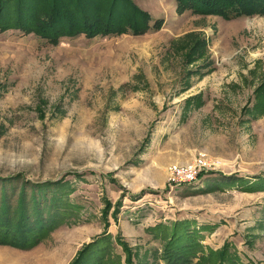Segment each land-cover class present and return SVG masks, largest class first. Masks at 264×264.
<instances>
[{
  "label": "rangeland",
  "instance_id": "1",
  "mask_svg": "<svg viewBox=\"0 0 264 264\" xmlns=\"http://www.w3.org/2000/svg\"><path fill=\"white\" fill-rule=\"evenodd\" d=\"M131 2L157 30L0 29V264H264V14Z\"/></svg>",
  "mask_w": 264,
  "mask_h": 264
},
{
  "label": "trees",
  "instance_id": "2",
  "mask_svg": "<svg viewBox=\"0 0 264 264\" xmlns=\"http://www.w3.org/2000/svg\"><path fill=\"white\" fill-rule=\"evenodd\" d=\"M43 1L46 0H0V29H23L26 33H34L50 43H58L60 38L66 36L135 35L143 31L157 30L160 26V20L152 22L150 16L138 9L131 0H50V7L42 8ZM176 3L178 12L218 15L227 20L264 14V0H176ZM125 9L130 10V15L123 20ZM257 180L260 183L257 181L249 185L251 182H246V190H264V186H260L264 185V178ZM20 219H23L22 215ZM189 227L186 222L171 226L167 238L170 249L167 250L171 254L172 248L178 251L183 249L185 258L190 261L194 253L191 254L193 243L188 241L192 242L194 236ZM219 253L221 259H224V253ZM182 256H175L180 263ZM181 264H186V261ZM222 264H226L225 261Z\"/></svg>",
  "mask_w": 264,
  "mask_h": 264
},
{
  "label": "built area",
  "instance_id": "3",
  "mask_svg": "<svg viewBox=\"0 0 264 264\" xmlns=\"http://www.w3.org/2000/svg\"><path fill=\"white\" fill-rule=\"evenodd\" d=\"M195 174L193 173V168H186L184 169L183 171H180L179 172V175L178 177L183 180H187V181H191L194 179V176Z\"/></svg>",
  "mask_w": 264,
  "mask_h": 264
}]
</instances>
